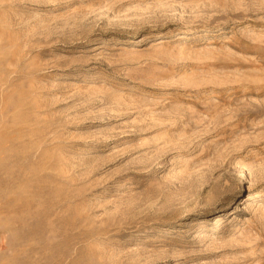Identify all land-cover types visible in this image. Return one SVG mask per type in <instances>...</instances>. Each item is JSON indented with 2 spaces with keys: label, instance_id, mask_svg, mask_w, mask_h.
<instances>
[{
  "label": "rangeland",
  "instance_id": "1",
  "mask_svg": "<svg viewBox=\"0 0 264 264\" xmlns=\"http://www.w3.org/2000/svg\"><path fill=\"white\" fill-rule=\"evenodd\" d=\"M0 264H264V0H0Z\"/></svg>",
  "mask_w": 264,
  "mask_h": 264
}]
</instances>
